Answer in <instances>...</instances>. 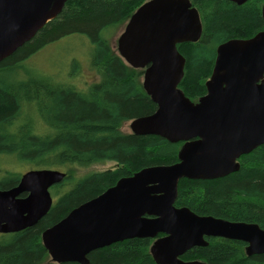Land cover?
I'll list each match as a JSON object with an SVG mask.
<instances>
[{"label":"trees","instance_id":"trees-1","mask_svg":"<svg viewBox=\"0 0 264 264\" xmlns=\"http://www.w3.org/2000/svg\"><path fill=\"white\" fill-rule=\"evenodd\" d=\"M144 0H67L59 14L35 36L0 61V189L16 185L21 174L14 164L69 170L49 188L52 205L33 226L0 233V264L55 263L41 242V232L72 208L97 196L125 176L148 166L177 161L182 142L153 134L119 131L127 120L151 114L155 103L144 91L142 69L129 66L111 51L110 36ZM202 19L196 42L177 44L184 57L179 89L192 101L205 94L219 44L248 38L264 28V0L236 4L229 0H191ZM87 41L89 66L99 78L85 89L55 76L41 74L25 62L44 45L65 36ZM70 61L69 75L79 69ZM106 161L115 169L74 175ZM239 169L212 179L181 178L174 205L198 215L229 221L256 223L264 229V144L238 158ZM64 172V171H63ZM207 245L193 247L183 260L208 264H264V253L247 256L245 243L221 237L206 238ZM150 238H130L93 250L87 264H156L149 253Z\"/></svg>","mask_w":264,"mask_h":264},{"label":"water","instance_id":"water-1","mask_svg":"<svg viewBox=\"0 0 264 264\" xmlns=\"http://www.w3.org/2000/svg\"><path fill=\"white\" fill-rule=\"evenodd\" d=\"M67 0H0V61L31 40ZM242 4L247 0H230ZM264 22V2L261 7ZM202 31L189 0H146L117 37L118 55L143 70L142 87L155 103L131 120L133 134L183 142L177 161L144 167L72 208L41 232L55 263L87 264L95 249L130 238H150L156 264H208L181 256L207 245L206 237L239 240L246 255L264 253V229L256 223L198 215L174 205L181 178L212 179L239 169L238 158L264 144V29L217 47L206 92L196 102L179 89L185 59L176 48ZM66 173L29 169L13 187L0 189V233L35 225L50 209L49 188Z\"/></svg>","mask_w":264,"mask_h":264},{"label":"rangeland","instance_id":"rangeland-1","mask_svg":"<svg viewBox=\"0 0 264 264\" xmlns=\"http://www.w3.org/2000/svg\"><path fill=\"white\" fill-rule=\"evenodd\" d=\"M124 24L118 27L110 36L109 46L111 51L115 54H118L117 37L120 34ZM86 41L87 40L80 35L62 37L61 39L44 45L42 48L37 50L35 54L32 55V57L27 59L25 63L32 66L33 69L36 68L39 70L41 74L46 73L55 76L57 81L71 83L80 89H85L92 82L99 78L98 74L94 70L90 69L88 63L89 45H87ZM73 58L79 61L80 66L75 74L69 75L70 61ZM142 78L143 74L139 77L141 85ZM130 123L131 120L123 122L119 128V131L122 133H132L130 129ZM116 167L117 165L115 162L106 161L92 164L85 168L73 167L70 170L76 176L82 175L89 171H103L107 169H115ZM12 169L19 174L27 171V167L16 164L12 166ZM61 171L67 172L69 170L61 169Z\"/></svg>","mask_w":264,"mask_h":264},{"label":"flooded vegetation","instance_id":"flooded-vegetation-1","mask_svg":"<svg viewBox=\"0 0 264 264\" xmlns=\"http://www.w3.org/2000/svg\"><path fill=\"white\" fill-rule=\"evenodd\" d=\"M144 1H146V0H144ZM144 1H143V2H144ZM189 1H190L191 4L193 5L192 1H191V0H189ZM229 1H230V0H229ZM143 2H142V3H143ZM142 3H141V4H142ZM234 3H235V2H234ZM141 4H140V5H141ZM236 4H238V3H236ZM242 4H243V3H242ZM193 6H194V5H193ZM195 8L197 9L196 6H195ZM197 10H198V9H197ZM198 13H199V10H198ZM199 16H200V20H201V23H202V19H201V15H200V13H199ZM128 19H129V18H128ZM126 22H127V21H126ZM263 23H264V22H263ZM263 29H264V28H263ZM263 29H262V30H263ZM260 31H261V30H260ZM258 32H259V31H258ZM201 33H202V31H201ZM200 36H201V35H200ZM199 38H200V37H199ZM188 42H190V41H188ZM195 42H196V41H195ZM181 43H182V42L177 43V44H181ZM177 44H176V48H177ZM221 44H222V43H221ZM219 45H220V44H219ZM219 45H218V46H219ZM177 50H178V49H177ZM216 50H217V48H216ZM215 57H216V56H215ZM214 61H215V60H214ZM191 101H192V100H191ZM193 102H196V101H193ZM182 143H183V142H182ZM181 145H182V144H181ZM180 147H181V146H180ZM177 154H178V153H177ZM206 238H209V237H206ZM206 238H205V239H206ZM206 241H207V240H206ZM245 245H246V244H245ZM244 247H245V246H244ZM244 252H245V251H244ZM251 255H252V254H251ZM247 256H249V255H247Z\"/></svg>","mask_w":264,"mask_h":264}]
</instances>
